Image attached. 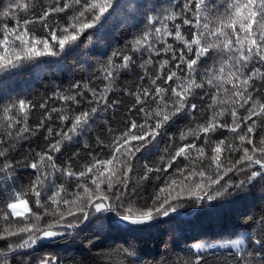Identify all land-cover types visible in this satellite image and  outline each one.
<instances>
[{
    "label": "snow or ice",
    "instance_id": "1",
    "mask_svg": "<svg viewBox=\"0 0 264 264\" xmlns=\"http://www.w3.org/2000/svg\"><path fill=\"white\" fill-rule=\"evenodd\" d=\"M133 8L142 12L144 28L127 51L113 52L100 69L102 88L75 84V91L49 98L60 102L58 107L47 100L0 103V264H28L29 250L39 241L70 236L95 213H113L124 231H150L177 212L181 199L205 204L233 195L229 189L245 191L264 182V0H178L167 7L154 0H0V77L79 47L86 32L94 30L86 39L102 34L118 10ZM121 73L139 80L125 90L132 97L130 116L114 130L104 113L118 110L120 101H110L109 94ZM37 108L42 117L32 125ZM201 112L204 118H198ZM97 121H103L108 137H97L95 146L83 144L88 158L73 167L79 154L64 160L62 150L79 145ZM183 121L188 125L179 143L170 141L175 146L164 166L145 164L140 180L171 173L149 201L137 205L128 191L133 160ZM36 136L45 141L43 147L37 151L29 144L32 154L21 164L18 146ZM18 167L30 170L27 184L18 178L7 184ZM239 172H247L246 179L212 191L229 173ZM194 177L199 180L189 186ZM255 229L195 243V255L184 264H213L211 257L221 249L231 264H264V216ZM115 251L129 264H141L131 245ZM38 264L58 261L48 256Z\"/></svg>",
    "mask_w": 264,
    "mask_h": 264
},
{
    "label": "trees",
    "instance_id": "2",
    "mask_svg": "<svg viewBox=\"0 0 264 264\" xmlns=\"http://www.w3.org/2000/svg\"><path fill=\"white\" fill-rule=\"evenodd\" d=\"M6 3L7 0H2ZM128 4L134 0H121ZM142 2V0H141ZM162 7L169 3H177L178 0H154ZM220 0H218V3ZM177 11L179 9H176ZM133 15L135 18H132ZM144 28V16L134 8L127 12L119 11L110 24L106 26L100 35H91L94 30H89L81 37L83 42L79 47L66 51L58 57H46L34 63L26 64L9 78L0 77V103L6 104L16 99H25L39 105L47 100L49 106H59L58 101L49 99L57 93L75 91L73 85L81 87H103L100 69L112 57V53L118 50L127 51L128 45L134 36L139 35ZM137 72L141 70L137 68ZM139 77L133 73H121L119 80L113 85V91L109 94V100L116 98L120 101L118 110L104 113L109 119L110 126L114 129L124 127L126 118L130 116L127 108L132 103V97L125 95V90L134 89ZM206 113L201 112L198 118H204ZM42 117V110L37 108L33 112L29 123L35 125ZM114 117V118H113ZM139 119L138 117H136ZM188 125L183 121L173 126L167 135L158 137V146L152 149H143L137 153L133 160V173L128 185L129 193H134L135 203L143 206L149 201L157 185L162 186V180L170 173H152L146 181L140 180L144 171V165L163 167L164 162L174 149V144L179 143L180 131ZM55 127V124H53ZM219 135V133H218ZM228 135V133H225ZM108 137V132L103 121H97L93 125V131L81 139L79 145L65 146L62 159L67 160L74 152L76 163L73 167H79L80 163L88 158L89 149L83 148L87 143L95 146L96 138ZM45 141L40 136L21 142L18 146V159L23 164L30 159L31 152L28 145L39 151ZM149 149H152L149 151ZM147 154V155H146ZM163 158V161H162ZM180 160L177 161V164ZM175 168L176 165H173ZM259 166H256L258 168ZM255 170V169H250ZM23 167H18L14 177H10L7 184H11L14 178L17 183L25 185L28 182L27 172ZM247 172L229 173L221 184L214 185L212 191L220 189L226 181L235 185L247 177ZM160 177V179H156ZM199 177L186 182L189 186L195 184ZM233 195L224 193L222 196L205 204H199L195 200L181 199L177 212L169 217L160 218L150 231L129 232L116 226V218L113 213H95L90 216L87 226L71 230L72 234L67 237H58L54 241L38 243L33 254L28 257V264H38L42 257H54L58 264H129L115 251L131 245L137 253L141 264H184V261L192 258L195 252L192 245L208 241H219L222 236L231 232H255V221L264 216V182L249 185L245 191L229 189ZM45 219H50L46 217ZM74 219V218H69ZM4 242L0 241V245ZM213 264H231V257L226 249L216 251L211 257Z\"/></svg>",
    "mask_w": 264,
    "mask_h": 264
},
{
    "label": "rangeland",
    "instance_id": "3",
    "mask_svg": "<svg viewBox=\"0 0 264 264\" xmlns=\"http://www.w3.org/2000/svg\"><path fill=\"white\" fill-rule=\"evenodd\" d=\"M58 238V237H57ZM49 240H47V239H45V240H41V241H39L38 243H44V242H48ZM37 243V244H38Z\"/></svg>",
    "mask_w": 264,
    "mask_h": 264
},
{
    "label": "bare ground",
    "instance_id": "4",
    "mask_svg": "<svg viewBox=\"0 0 264 264\" xmlns=\"http://www.w3.org/2000/svg\"><path fill=\"white\" fill-rule=\"evenodd\" d=\"M114 118V117H113Z\"/></svg>",
    "mask_w": 264,
    "mask_h": 264
}]
</instances>
